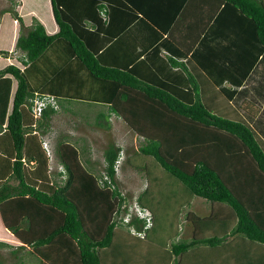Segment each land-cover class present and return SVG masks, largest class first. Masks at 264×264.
<instances>
[{"label": "trees", "instance_id": "trees-1", "mask_svg": "<svg viewBox=\"0 0 264 264\" xmlns=\"http://www.w3.org/2000/svg\"><path fill=\"white\" fill-rule=\"evenodd\" d=\"M209 1L222 5L215 18L226 20V31L225 7L245 20L240 51L226 33L224 42L213 40L206 50L197 37L179 43L165 32L187 0H24L21 15L3 11L13 20L20 55L9 62V49L0 48V139L7 141L0 151L13 158L18 181L12 186L0 179V246L11 236L18 241L14 252L27 249L39 264H104L109 256L101 251L113 248L118 226H151L147 189L133 198L149 210L145 227L118 185L129 154L113 141L102 149L101 172L74 144L58 143L65 176L61 183L47 181L37 133L49 132L51 118L72 101L101 105L98 125L100 119L109 124V114L119 116L138 137L137 152L174 177L183 197L233 210L228 232L171 242L175 264L189 249L236 235L264 244V131L256 110L250 111L252 105L264 109V0ZM257 65L263 67L260 82ZM42 95L53 96L58 108L48 103L34 117L30 99ZM24 155L37 158L39 174L24 170Z\"/></svg>", "mask_w": 264, "mask_h": 264}, {"label": "rangeland", "instance_id": "rangeland-1", "mask_svg": "<svg viewBox=\"0 0 264 264\" xmlns=\"http://www.w3.org/2000/svg\"><path fill=\"white\" fill-rule=\"evenodd\" d=\"M20 5L22 4H18L17 0H0V48L13 50L9 55L12 61H15V58L20 55V51L14 49L13 43L15 38L12 37L13 20L10 18L11 16L9 14L10 17H3V11L11 8V10L21 15ZM18 28L19 24H16V33H18ZM258 104L260 103L256 105ZM66 106L68 107L67 111L60 109L61 112H59L57 116L51 118L49 121L51 129L49 133L45 132L41 134V140L47 142L48 139L52 140L53 137H59L58 132L64 134L65 129H71L72 131L68 132L66 130V132L69 136L71 133V143H73L81 153L85 150H83V148H85L84 146L88 144L90 148L92 147V150L94 149V151H97V154L102 151L104 146L110 141L120 143L121 139L129 140L130 144L127 150L129 156L124 163L123 161L121 162L119 171L121 174L119 187L123 193L125 192L128 201L131 202L133 198L137 197V195L134 194L138 193L140 184L144 185L147 183V180L149 181V178L146 176L147 169L151 173L160 170V172H164L158 167L159 165L156 164L152 156L141 155L137 152L138 140L133 142L131 134L124 136V132L119 129L118 125L116 129H109L105 126L98 127L93 123L95 114V111H93L95 109L94 106H98L96 108H99L101 105H90L72 101L66 104ZM254 106H250L252 109L250 110L249 108V110H256L255 116L258 119L260 118V122L264 126V109ZM132 137L134 139V136ZM134 151H136V153L132 155ZM97 154L96 157H98ZM83 155L85 156V154ZM89 157L91 158V156ZM143 165H147L148 167L143 171L133 167ZM94 166L98 171L103 165L97 162ZM164 174L165 176L163 178L160 176L158 180H154L155 176L153 178L151 176L152 179L149 181L147 191L144 192L143 195L146 202L150 203L153 215L151 226L143 231L145 237H139L134 233L132 234V228L130 226L128 227L125 224H123V226H118L115 230V232H117L115 234L116 237L114 236L113 248L111 249L112 251H110L111 253L114 251L118 252L119 247H121L124 252L121 255H113L114 253H112L113 256L126 259L130 264H169L171 242L185 237L183 233L189 234L187 233V231L189 232V228L186 227V224L190 223L186 220V212L190 210L195 211L194 206L190 207L189 205L187 207L184 204L188 197L182 196L179 185L176 186L174 184L177 183L174 177L166 172H164ZM140 181L141 183H139ZM182 204L184 206H182ZM133 230L136 232L135 229ZM7 244L9 245L0 246V264H39L37 257L32 253L30 254L27 249H17L14 252L17 243L10 241ZM105 254L106 251H101V255ZM111 261L112 263H106V260H104L103 263L119 264V262H115L116 260L114 259ZM179 261L180 259H178V263ZM123 263H126L125 260ZM170 264L175 263L172 260Z\"/></svg>", "mask_w": 264, "mask_h": 264}, {"label": "crops", "instance_id": "crops-1", "mask_svg": "<svg viewBox=\"0 0 264 264\" xmlns=\"http://www.w3.org/2000/svg\"><path fill=\"white\" fill-rule=\"evenodd\" d=\"M18 4L20 5V8L23 6L24 0H17ZM215 5V4H214ZM212 2L209 0H187L184 10L182 13H179L178 15V22L176 25L173 26L172 24L168 25V29L165 32H171L174 36L175 39L179 41L186 40L187 37L190 38V35L192 37H197V41H203V49H206V46H208L210 43L215 41L216 39L219 42H224L225 41V33L229 36H226L228 41L230 43L234 44V51L238 52L240 51V46L243 41H240V33L246 34L248 32V29L245 24V20L242 19L239 15L238 12L230 7L227 6L224 9L226 10V14L228 16L227 24H230V31L225 30V21L226 20H221V18H215L216 14L220 10L221 6H218V8H215ZM214 8V9H213ZM4 17V15H3ZM219 17V16H218ZM16 25V24H14ZM203 37L205 38V41L203 40ZM216 40V41H217ZM15 42V39H14ZM14 44V43H13ZM180 44V49H185L181 48ZM15 49V47H14ZM10 53L13 51L11 49L8 50ZM16 51V50H15ZM165 51V50H164ZM163 51L162 55L165 54ZM174 52V50L172 51ZM10 55V54H9ZM9 55L7 57V60L9 62H13L10 58ZM201 56L206 57L207 54L200 53ZM18 57V56H17ZM16 57V58H17ZM15 58V59H16ZM206 59V58H204ZM260 70V72H259ZM172 72H176L178 75H180V70L178 68H173L171 70ZM257 73H258V81H262V74H263V67L262 65H257ZM196 74V73H195ZM260 74V76H259ZM181 76H178L179 81L178 82H185L183 78H180ZM258 83V82H257ZM264 84V83H263ZM94 106L95 114L93 118V123L100 127L102 126H108L107 128L109 129H116L117 125L119 126V129L122 130L124 133V136L132 135L131 139L133 142H136L138 140V145L140 143L138 137L136 136L135 133H133L129 127L125 124V122L117 115L115 114H109L107 117V121L109 122L106 123L104 122L103 119H100L102 123L101 125H98V113L101 110H104V108ZM64 111V110H63ZM59 112H61L59 110ZM58 112V113H59ZM55 114V116L58 115ZM54 116V117H55ZM91 118V117H90ZM101 118V117H100ZM112 120V124H111ZM88 124V123H86ZM83 125V124H79ZM263 131H264V126L262 125ZM51 129V128H50ZM72 131L71 129H65L64 134L59 133V137H53L52 140H49L46 142L47 148L50 153H48L43 145H42V140L40 138L41 134H38V140L40 142L41 148L45 154L46 157V166L44 167L45 174L47 177V181L49 180V183H61L64 176H65V170L64 166L61 163L57 153H56V147L57 144L60 142H72L71 141V133L70 136L66 132ZM54 132V131H53ZM49 133V132H47ZM55 138V140H54ZM71 138V139H70ZM114 142V141H113ZM2 143H7L5 138L0 139V144ZM116 143V142H115ZM73 144V143H72ZM119 146H122L125 151H127L129 148V140H120V143H116ZM83 148L84 152L82 154H85L86 160L88 159L92 164H96L97 162L99 164L103 165V157H102V151H100L97 154V151L92 150V147L87 144V146H84ZM82 150V149H81ZM81 152V151H80ZM0 179L2 180H7L8 183L12 186L17 185L18 181L14 178H12V167H13V158H6L7 156L3 155L0 151ZM96 154L98 157H96ZM91 156V158L89 157ZM23 163L25 165L24 170H26L28 173L29 171H32L35 175L39 174L40 169L38 164V160L36 157L33 155H27L22 158ZM87 162L89 163V161ZM147 166V165H145ZM157 166V165H156ZM160 167V166H158ZM103 168V166H102ZM102 168L98 170V172H101ZM148 168V167H147ZM161 168V167H160ZM158 168V169H160ZM157 169V170H158ZM162 169V168H161ZM163 170V169H162ZM161 171V170H160ZM160 171H154V173H151L150 171L146 172V176L149 178V181L155 176L154 180H158L159 177L161 176L162 178L165 176L164 172ZM167 173V172H166ZM120 173L117 175V182L118 185L121 182V177ZM152 176V178H151ZM123 177V175H122ZM158 177V178H157ZM140 178V176H139ZM141 180V178H140ZM149 181L147 180V183L144 185L140 184L138 188V193L140 194L145 188L147 189L149 186ZM141 183V181L139 182ZM176 186L178 184L174 183ZM120 186V185H119ZM179 189L182 190V187L179 185ZM4 190V189H3ZM138 193H135L134 195H139ZM182 193V191H180ZM185 197H188L187 200L190 201V207L194 206L195 211H187L186 214V220L190 224H186V227L189 228V232L183 233L185 237L180 238V239H188L192 237L196 238H201V237H206V236H212V235H222L226 232H228L231 227L235 224L236 217L234 215L233 210L231 207L227 204H218V203H211L203 198L196 197V196H191V195H186ZM196 199V200H194ZM186 200V201H187ZM185 203V202H184ZM182 206H184L182 204ZM148 210V209H147ZM149 211V210H148ZM153 216V215H152ZM116 230V229H115ZM136 230V229H135ZM138 230V229H137ZM117 232V231H116ZM115 232V234H116ZM133 234V232H132ZM116 237V236H115ZM114 237V239H115ZM145 237V236H144ZM2 240L7 241L8 243L10 241H14L15 243L18 244V241L13 239L11 236L4 237ZM112 248L108 247L103 249L102 251H106L105 256H109L108 258V263H112V259L116 260L115 262L123 263L125 260V264H130L128 260L115 257L113 255L118 254L121 255L123 254V249L119 247L118 252H112L114 253L112 255L111 250ZM115 249V248H114ZM125 250V249H124ZM179 264H264V244H261L256 241L249 240L241 235H236L232 238H230L228 241L221 245H216V246H207V245H201L197 246L195 248L189 249L185 252H183L179 258ZM185 259V260H184ZM173 260V255L171 254L169 257V264ZM123 261V262H121ZM124 264V263H123Z\"/></svg>", "mask_w": 264, "mask_h": 264}, {"label": "built area", "instance_id": "built-area-1", "mask_svg": "<svg viewBox=\"0 0 264 264\" xmlns=\"http://www.w3.org/2000/svg\"><path fill=\"white\" fill-rule=\"evenodd\" d=\"M48 103H50L51 105H53L54 108H58L56 102L54 101L53 96L42 95V96H35V97L31 98V99H30V104H31L30 106H31V112H32L33 116H34V117H38V116L41 114L43 108H44ZM42 145H43L44 149H45L48 153H50L49 150H48V148H47L48 146H47L46 142L42 141ZM103 179H106L107 182L110 183V180H109V178H108L107 175L104 174ZM137 215H138L139 217H144V215H146V213H145L144 211H142V209H139V208H138V209H137ZM145 217H146V223H147V224L145 225V227H147L148 224L150 223V217H149L148 214H147V216H145ZM127 220H128V218H127ZM145 227H144V228H145ZM132 230H133V229H132ZM136 234H137L139 237H143V236H144L143 230H141V231H137Z\"/></svg>", "mask_w": 264, "mask_h": 264}, {"label": "clouds", "instance_id": "clouds-1", "mask_svg": "<svg viewBox=\"0 0 264 264\" xmlns=\"http://www.w3.org/2000/svg\"><path fill=\"white\" fill-rule=\"evenodd\" d=\"M134 200H135V199H133V200L131 201V203H129V209L134 213V215H136L137 217H139V216L137 215V209H138V208H139V209H142V208L140 207L139 203H138L137 201L134 202ZM142 211H144V212L146 213V215H144V217H139V218H143V219H145V221H146V217H145V216H147V214H148L149 217H150V213H149V211L146 210V209H144V210H142ZM132 229H134V228L132 227ZM132 229H131V231H132L134 234H136L137 231H140V230H136V232H135V231L132 230Z\"/></svg>", "mask_w": 264, "mask_h": 264}]
</instances>
